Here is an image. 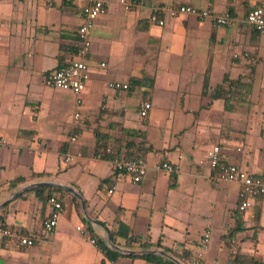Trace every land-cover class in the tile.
<instances>
[{"label":"crops","instance_id":"0c3cea01","mask_svg":"<svg viewBox=\"0 0 264 264\" xmlns=\"http://www.w3.org/2000/svg\"><path fill=\"white\" fill-rule=\"evenodd\" d=\"M103 1L106 13L90 33V79L77 105L75 95L45 87L43 78L73 57L89 0H0V222L34 233L49 215L48 197L63 207L54 233L33 247L0 238V264H153L141 253L157 248H128L126 239L196 252L205 234L201 263L232 264L242 255L264 264V198L239 212L238 185L213 181L203 161L218 146L224 162L264 177V35L245 22L252 8L264 10V0H146L131 12L118 0ZM178 4L231 13L232 23L151 20L156 7ZM223 77L244 91L237 89L229 110L210 96ZM113 81L128 88L110 89ZM144 101L151 109L141 121ZM104 136L117 147L142 143L150 170L140 183L95 158ZM159 162L177 172H154ZM67 190L81 196L84 211Z\"/></svg>","mask_w":264,"mask_h":264},{"label":"built area","instance_id":"2783aa9c","mask_svg":"<svg viewBox=\"0 0 264 264\" xmlns=\"http://www.w3.org/2000/svg\"><path fill=\"white\" fill-rule=\"evenodd\" d=\"M64 3H73L78 0H63ZM146 0H118V4L126 12H131L137 7H142ZM107 4L103 0H89L82 9V22L76 31L77 48L71 60L61 64L58 69L52 73L46 74L43 78L44 86L50 89H57L71 92L76 97V104H81V94L85 91L89 79V69L87 60L91 51L90 33L96 20L106 13ZM159 16H193L200 19H209L214 24L227 27L232 23V17L229 14L220 15L211 9H197L189 5H175L172 7H156L153 11L151 20L159 22ZM245 22L251 28L261 35H264V10L260 7L251 9L245 17ZM238 55H234L237 58ZM246 57V55H244ZM103 66V65H102ZM110 89L121 91L128 88L127 84H122L116 81L108 83ZM151 104L149 101H144L138 108V116L141 121L146 120ZM74 118H79V113L74 114ZM72 141L76 140L73 135ZM112 154L110 148L106 149L104 154H98L96 159H105L104 156ZM81 158V154H76L75 157L67 155L66 162H72L75 159ZM204 162L208 164L212 171V180L216 183H232L239 187L238 192V211L244 212L248 210L252 203L258 198H264V177L254 176L242 169L240 166L224 162L220 157V149L218 146L210 147L204 155ZM108 161L113 169L127 176L133 184H138L147 174L150 167L144 159L130 160L124 158H109ZM151 169L156 173H165L174 175L177 172V167L168 162L156 163ZM47 203L50 206L49 215L42 222L38 232L23 233L15 228L7 227L0 223V238L15 239L20 248H30L37 241L48 238L54 233L58 226L60 216L63 211L61 203L55 196L47 198ZM81 230V228H77ZM209 235L205 234L202 243L198 249L197 257L190 260L189 264H200L204 252L207 249ZM95 243V241H91Z\"/></svg>","mask_w":264,"mask_h":264},{"label":"trees","instance_id":"16d2710c","mask_svg":"<svg viewBox=\"0 0 264 264\" xmlns=\"http://www.w3.org/2000/svg\"><path fill=\"white\" fill-rule=\"evenodd\" d=\"M253 9V8H252ZM249 12V11H248ZM247 12V13H248ZM230 16L231 13H229ZM253 33L259 34L252 28ZM72 59V58H71ZM70 59V60H71ZM67 61H61L60 60V65L65 63ZM237 81L234 80H229L227 77H223L222 81L217 84L211 91L210 96L211 99H221L224 102V108L225 110H229L231 108L230 103L234 99L235 93L239 86L237 85ZM208 88L207 84V77L204 78V86L203 89L206 90ZM136 137H143L138 132H132ZM104 139V140H102ZM108 139V138H107ZM106 139V136L100 137V142L97 139V145L99 146L95 152V156L98 154H104L106 149L110 148L112 154L110 156H104L105 159L109 158H124V159H130V160H139L143 159V155L141 154L142 151V143L140 145L134 146L132 144H127L126 146L123 147H117L113 146L114 144H109ZM23 180L18 179L15 180L11 183V186H15L16 184L21 183ZM115 222H118V218L116 217ZM1 223V222H0ZM2 224V223H1ZM3 225V224H2ZM160 240H158L156 243H150L147 240V237H130L126 239L125 247H131L133 243H136L138 247L143 248V249H148V248H157V249H162L168 254L172 255L174 258L179 260L183 264H189L190 260L195 259L197 257V252H193L190 250H185L183 249V246L180 244L174 245L172 248H166L161 246L159 243ZM100 249L104 251L107 255H113L114 253L110 251V249L102 244H100ZM145 260L148 262H151L153 264H174L173 262L164 259L161 256L158 255H146L143 256ZM234 258V255L232 254L231 259ZM252 259L249 257H245L242 255L236 256L232 264H255V262L251 261ZM200 264H203L200 262Z\"/></svg>","mask_w":264,"mask_h":264},{"label":"water","instance_id":"95a60500","mask_svg":"<svg viewBox=\"0 0 264 264\" xmlns=\"http://www.w3.org/2000/svg\"><path fill=\"white\" fill-rule=\"evenodd\" d=\"M70 194L74 195L75 197H77L80 201H81V206H82V209L83 211L85 210V206H84V202L82 201V198L81 196L72 191V190H67ZM108 238V243L110 245V247L116 249V247L112 244L110 238H109V235L107 236ZM141 254H147V255H159L165 259H168L169 261L173 262L174 264H182L179 260H177L176 258H174L173 256L169 255L168 253H166L165 251L163 250H159V249H154V250H147V251H142Z\"/></svg>","mask_w":264,"mask_h":264},{"label":"rangeland","instance_id":"374dc122","mask_svg":"<svg viewBox=\"0 0 264 264\" xmlns=\"http://www.w3.org/2000/svg\"><path fill=\"white\" fill-rule=\"evenodd\" d=\"M187 72H183V75H185ZM214 74V71H212V75ZM218 78L220 79L221 77H220V75H218ZM50 89V88H49ZM238 91H239V95H241V96H243L244 95V91H241L240 90V88H238ZM205 93H204V96H208V94H207V92L206 91H204ZM160 120V119H159Z\"/></svg>","mask_w":264,"mask_h":264}]
</instances>
